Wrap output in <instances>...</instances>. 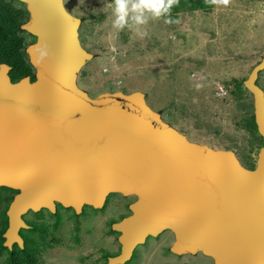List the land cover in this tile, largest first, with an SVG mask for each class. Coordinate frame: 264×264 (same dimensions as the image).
Returning a JSON list of instances; mask_svg holds the SVG:
<instances>
[{"label":"water","instance_id":"obj_1","mask_svg":"<svg viewBox=\"0 0 264 264\" xmlns=\"http://www.w3.org/2000/svg\"><path fill=\"white\" fill-rule=\"evenodd\" d=\"M17 1L28 15L20 30L36 38L25 49L35 73L32 82L25 76L13 83L0 64V187L18 191L6 210L3 245L23 248L18 230L29 227L21 218L27 210L53 212L56 201L77 215L119 193L135 200L111 225L120 252L107 264H124L165 230L174 235L175 254L264 264V145L249 169L231 149L188 140L141 91L90 96L77 83L95 57L80 44L81 20L63 0ZM37 44L49 50L39 64L31 55ZM263 69L264 54L244 81L262 138L264 92L256 79Z\"/></svg>","mask_w":264,"mask_h":264},{"label":"rangeland","instance_id":"obj_2","mask_svg":"<svg viewBox=\"0 0 264 264\" xmlns=\"http://www.w3.org/2000/svg\"><path fill=\"white\" fill-rule=\"evenodd\" d=\"M79 2L85 6L82 10L75 8ZM66 4L93 19L91 30L83 26L79 33L82 44L95 57L77 76L78 85L90 96L141 91L147 104L161 110L162 118L189 140L215 149L229 145L237 157L246 153L255 166L259 150L256 141L251 142L250 134L235 124L241 118L240 110L235 108V101H225V97L231 88L228 81L247 77L264 54V0H215L209 13L183 11L175 25L161 16L149 19L139 29L125 27L119 31L112 27V0H66ZM259 80L263 86L264 69ZM243 99L249 102L252 98L245 94ZM213 176L207 174L208 178ZM6 193L2 190V195ZM121 198L112 194L105 210H92L87 217L74 216L73 221L80 220V235L89 230L79 251L93 252L94 247L103 245L96 236L100 216L118 220L127 213L124 205L135 200L132 195ZM3 208L2 202L0 211ZM72 233V222L64 220L63 248L58 250L63 264H73ZM171 240L167 232L157 240L150 237L148 247L136 248L141 259L126 264H211V259L200 254L178 259L165 253L163 247ZM109 245L115 254L116 242L112 239Z\"/></svg>","mask_w":264,"mask_h":264},{"label":"flooded vegetation","instance_id":"obj_3","mask_svg":"<svg viewBox=\"0 0 264 264\" xmlns=\"http://www.w3.org/2000/svg\"><path fill=\"white\" fill-rule=\"evenodd\" d=\"M15 4H16L15 6L20 7V4H18V3H15ZM63 4L65 6V9L71 15H73V16H75L81 20L79 27H78V30H77L78 31V38H79L81 46L86 51L92 53L91 51L88 50L86 44H85L86 47L84 46V44H82L79 31H80V28L83 26L85 27L84 30L86 29V31H90L91 26L93 24V22H92L93 19L89 18V14H87L86 12H84V13L82 12L81 14H78L77 11L73 10L69 5L66 4V0H63ZM84 7L85 6L83 4H80V2H79L77 4V7H75V8H77L78 10H82ZM89 7L92 8V6H89ZM27 18H28V15H27ZM32 37H34V36L28 34L27 32H25V34L22 36V39L25 43V47H24L25 55H23L22 58L30 66H31V64L29 62V58H28V55H27L25 49H26L27 45L34 43L36 41V38L34 37L32 40ZM1 63L7 64L4 61L0 62V64ZM7 65L9 67V69L7 71V75L9 76L11 82L15 83L18 80L24 78L25 76L29 77L30 82L34 81L35 69L32 66H31L32 71H30L28 74L22 75L17 80H13L14 74L12 73V67L10 66V64H7ZM259 73H258V77H257L256 81L259 79V76H260ZM77 83H78V81H77ZM263 92H264V89H263ZM163 120H164V118H163ZM168 123L171 124L170 122H168ZM172 126L174 128H176L174 125H172ZM176 129L179 132H181L178 128H176ZM181 133L184 134V132H181ZM185 136L187 137V135H185ZM187 139H188V137H187ZM6 189H10V188L0 187V195H2L1 190H6ZM11 190H13V189H11ZM17 192H18L17 190H13V192L6 195L7 197H9V200L7 201L6 210L8 208L9 203L12 201L14 194H16ZM112 194L114 196L119 195L122 198L125 197L119 193H112ZM112 194H109L106 197V199L104 201V205L100 209H96V208H93L92 206L84 205L81 209V212L79 214H77V218H79V216L87 217L88 213L91 212L92 210H95V209H96L95 211L105 210V208L107 207L108 201L110 199V196ZM129 204L130 203L124 205V206H126L125 209H128L127 213L124 215H121L118 220H106L105 215L100 216L101 220H99L100 223L98 222L99 229H97L96 236H98V239L101 238V242L103 245H101V246L98 245V246L94 247V251L88 252V253H82L79 250L85 241V237L87 235H89V230L85 229L84 235L79 234V232H80V220L77 219L75 222V221H73V218L68 217V215H70L69 210H72L74 215H76L72 208H64L60 203L54 201V211L53 212L50 211L48 208H41L37 211L27 210L24 214L21 215V218H22L23 222L25 224H27L29 227L28 228L21 227L18 230V233H19L20 237L22 238L23 248L28 246L27 247V253L25 254L26 259L28 258L29 261L35 260L34 264H39V263L40 264H47V263H49V264H63V262L61 261L62 252H59L58 250H62V248H63L62 247V243H63L62 226H63L64 220H66V222L67 221L72 222L73 231H74V233H72L74 235L73 243H72V245H73L72 251H74L73 261H72L73 264H107L109 257L117 255L120 252V244L117 241V236L119 235V233L117 232V234H113L109 231V228L112 229L111 228L112 223L119 221L123 216H128L131 213L129 210ZM6 210H5V213H6ZM93 223H94V221H93ZM7 225H8V220H7ZM7 225H6V228H7ZM39 227H44V229L46 230V237H45V239L43 238L42 240H40V242H39V240H36V241L33 240V246L31 247L30 246L31 245V238H29L26 235V233H24V230H36ZM86 232H88V233H86ZM164 232H167L172 236L171 242L168 245L163 247V250L165 253L166 252L170 253L173 257L178 258V259H182V257H186V256H191L189 254L178 255V254L173 253L170 250V246H171L172 242L174 241V235L168 230H165V231L161 232L160 234H162ZM160 234H158L157 236H154L155 240H157V238ZM150 237H152V236H148L145 239L144 243L141 244V245H145L144 248L148 247L146 244H147L148 239ZM112 239L116 242V244L118 246V248L116 250L117 252L115 254H112L110 252V250L108 249V246H110L109 244L111 243ZM3 242H4V240H3ZM35 245L36 246L38 245V246L35 247ZM155 245L158 246V242L155 243ZM16 247L20 248L18 246V244L15 242L11 245V248L6 247L11 253H7L6 250L0 249V264L4 261H7V262L13 261L15 259V257L20 254L17 251ZM23 248H20V249H23ZM136 248H134V250L132 251L130 259L127 262H125L124 264L131 262V261H135V260L138 261L141 259V256L139 254H137V252H136ZM198 254L202 255L201 253H197L195 255H198ZM29 264H31V263H29ZM180 264H187V263L186 262H182V263L180 262ZM211 264H213L212 260H211Z\"/></svg>","mask_w":264,"mask_h":264},{"label":"trees","instance_id":"obj_4","mask_svg":"<svg viewBox=\"0 0 264 264\" xmlns=\"http://www.w3.org/2000/svg\"><path fill=\"white\" fill-rule=\"evenodd\" d=\"M15 3L20 4V7L15 6ZM214 4L215 0H177V2L171 8L170 14L167 17H163L166 21H171L168 22L169 24L175 25L180 17L181 12L201 10L205 13H209L214 7ZM26 19L27 11L23 3L16 0H0V62L4 61L7 64H10V66L12 67V73L14 74L13 80H17L22 75L28 74L30 71H32V67L22 58V56L25 55V43L22 39V36L25 34V32L23 30H20L19 27L24 21H26ZM33 38L34 37H32V40ZM260 60H257L251 67V69ZM246 78L247 77L231 78L228 81V83L231 84V88H227L228 95L227 97H225V101L230 99L235 101V108L240 110L239 116H241V118H238V122L236 121L235 124L237 123L240 127L246 130L250 134L249 136L251 142L253 140L256 141V145L258 146V148H260L262 145H264V138H262L258 134L256 128L253 114V100L251 99V101L247 102L243 99L245 94L249 95L250 98H252L251 93L244 87V81ZM256 84L264 89V85L262 86L259 79L256 81ZM220 148L233 150V148H231V146L229 145L222 146ZM243 155L244 156L240 157L238 155L240 163L242 165H246H243L246 168H253L254 164L250 162L246 153H243ZM6 190L4 191L8 193H6L5 195H0V203H4V208L0 211V249L6 250L7 253H11L2 244L4 240L2 233L5 231L7 225V216L5 210L9 197H7L6 195L13 192V190L11 189ZM69 214V218H74L75 215L72 210H69ZM109 231L113 234H117V232L110 228ZM24 233H26V235L31 238V247L33 246V240H39L40 242V240H42L43 238L45 239L46 237V230L44 229V227H39L36 230H24ZM37 246L35 245V247ZM27 247L28 246L24 247L23 249L16 247L17 251L20 254L16 256L13 261H4L1 264H34L35 260L29 261L28 258L26 259L25 254L27 253Z\"/></svg>","mask_w":264,"mask_h":264},{"label":"clouds","instance_id":"obj_5","mask_svg":"<svg viewBox=\"0 0 264 264\" xmlns=\"http://www.w3.org/2000/svg\"><path fill=\"white\" fill-rule=\"evenodd\" d=\"M176 2L177 0H112V27L117 31L125 27L139 29V26L146 24L149 19L167 17ZM31 55L36 57V63H41L49 56L48 46L34 45Z\"/></svg>","mask_w":264,"mask_h":264}]
</instances>
